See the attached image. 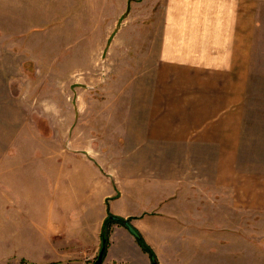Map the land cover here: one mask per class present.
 I'll list each match as a JSON object with an SVG mask.
<instances>
[{
	"label": "rangeland",
	"instance_id": "obj_1",
	"mask_svg": "<svg viewBox=\"0 0 264 264\" xmlns=\"http://www.w3.org/2000/svg\"><path fill=\"white\" fill-rule=\"evenodd\" d=\"M258 2L65 0L46 10L53 24L41 27L36 40L8 34L6 46L10 30L0 0V103L6 94L7 102L19 104L8 113L39 119L5 128L0 122L6 146L19 144L10 129L24 124V144L43 146V156L65 150L102 167L113 166L115 146L150 140L169 147L178 187L193 197L182 207L173 202L164 220L183 232L180 261L264 264V19H258ZM10 48L25 56L6 57ZM242 53L250 56L238 65L234 57ZM147 214L140 219L161 217Z\"/></svg>",
	"mask_w": 264,
	"mask_h": 264
},
{
	"label": "crops",
	"instance_id": "obj_2",
	"mask_svg": "<svg viewBox=\"0 0 264 264\" xmlns=\"http://www.w3.org/2000/svg\"><path fill=\"white\" fill-rule=\"evenodd\" d=\"M64 1L1 0L6 4V26L10 30L6 31V46L11 41L8 34L18 36L15 40H36V35L43 33L41 27L53 24L49 21L52 14L46 10L60 8L58 5ZM258 3L260 21L264 19V0ZM239 49L238 45L235 51ZM33 51L32 56L37 57V50ZM23 56L18 49H6V57ZM245 56L250 53L237 54L235 63L238 60L237 64H241ZM16 106L19 104L6 101V94L1 99V128L10 122L39 120L37 115L7 112V107ZM149 120L148 117L146 121ZM10 131L19 144L6 146V133H0V264H94L110 214L123 219L134 217L131 223L155 252L156 264L185 263L180 261L185 248L180 244L183 232L177 230L174 221L167 226L164 220H169L171 213L167 208L173 202L182 207L193 197L191 190L178 187L180 172L169 161V147L157 148L150 140L138 146H115L113 166L102 167L94 158H77L65 150L43 156V146L24 144V124L13 126ZM150 134L139 133V137L150 138ZM176 193L177 197L172 195ZM146 213L161 217L140 219ZM108 229L101 264H151L147 252L127 227L112 222Z\"/></svg>",
	"mask_w": 264,
	"mask_h": 264
},
{
	"label": "trees",
	"instance_id": "obj_3",
	"mask_svg": "<svg viewBox=\"0 0 264 264\" xmlns=\"http://www.w3.org/2000/svg\"><path fill=\"white\" fill-rule=\"evenodd\" d=\"M129 221H130L129 218L123 219L120 217H114V216L109 215V217L106 220V223H104V226H103L104 230H102V245H101L100 252L102 251V253L104 254L107 244H108V234H109L108 225L112 222H117L127 227L128 225H130ZM136 240L138 244L140 245V247L142 248V250L147 252L149 255H153L150 247L144 242L143 238L141 237L139 233H138V237H136Z\"/></svg>",
	"mask_w": 264,
	"mask_h": 264
},
{
	"label": "water",
	"instance_id": "obj_4",
	"mask_svg": "<svg viewBox=\"0 0 264 264\" xmlns=\"http://www.w3.org/2000/svg\"><path fill=\"white\" fill-rule=\"evenodd\" d=\"M127 229L132 235H134L135 237H138V233L136 232V230L131 225H128ZM102 256H103V253L101 251L94 264H101ZM150 260H151V264H156V259L153 255L150 256Z\"/></svg>",
	"mask_w": 264,
	"mask_h": 264
}]
</instances>
